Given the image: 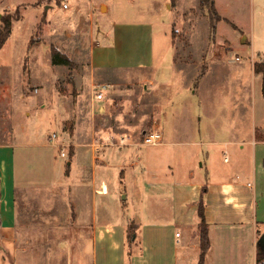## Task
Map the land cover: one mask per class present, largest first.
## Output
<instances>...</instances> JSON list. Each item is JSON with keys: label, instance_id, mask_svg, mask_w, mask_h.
I'll return each instance as SVG.
<instances>
[{"label": "crops", "instance_id": "1", "mask_svg": "<svg viewBox=\"0 0 264 264\" xmlns=\"http://www.w3.org/2000/svg\"><path fill=\"white\" fill-rule=\"evenodd\" d=\"M142 1L74 0V9L67 13L70 7L64 8L63 2L57 4L55 0H0V10H9L8 13L27 6L20 17L13 19L11 34L0 54L11 47L15 28L24 15L36 9L39 16L36 27L46 37L47 45L62 48L60 35L63 33V37L68 38L72 30L70 26L82 33L80 39L82 45L88 48L87 68L92 82L99 76L105 81L128 78L132 72L141 75L146 72L152 87L155 85L153 75L158 62L154 46L155 24L150 19H121L120 15L128 14L127 8L131 7V3ZM182 1L189 0H165L164 3L169 8L172 2H176L177 7ZM199 3L200 0H191V6L183 12H192ZM214 4L221 19L215 24L212 41L209 38L211 43L207 37L204 39L208 50L201 56L203 69L197 73L195 80L203 79L208 72V67H204L208 63V52H214L216 56L218 53L220 59L233 49V41L225 34L239 35L237 43L249 60L247 68L243 69L252 74L254 97L246 122L233 108L235 116L232 122H228L225 109L202 104V99H199L201 105L196 115L191 116L189 124L191 143L184 142L191 144V148L187 150L182 177L174 180L177 169L172 165L166 172L148 163L146 157L131 159L132 148L138 145L129 130L132 125L122 127L115 123L111 126L108 121L101 120L106 119L109 112V89L105 90L102 99L95 98L93 94L87 104L83 102L85 109L77 103L70 110L62 105L55 107L50 123L59 127L60 131L56 133L59 140L70 143L72 147L67 165L71 167L75 161L76 167L81 166V148L87 147L86 150L91 153L89 176L85 174V180L79 179L70 192L75 224L85 231L82 234L86 233L89 237L93 264H199L200 219L197 211L203 187H206L204 217L210 242L203 264H257L258 242L264 234V141L256 139V132L264 130V96L262 75L254 72L253 65L264 61V0H214ZM139 6L135 5V10L130 12L137 15L141 12L153 13L154 7L143 9ZM2 25L0 21V29ZM171 45L173 47L172 40ZM47 63L59 65L52 62V54ZM1 70L9 74L13 71L11 67ZM97 72H101L100 75ZM9 74L5 80H10ZM3 94L14 96L11 90ZM63 99L64 96L59 98L62 104ZM19 115V111H12V125H9L12 136L8 140H0V264H14L11 257L16 251L18 167L31 153L28 151L31 146L23 141L26 121ZM26 115L31 119L30 112ZM187 118L190 119L189 113ZM66 121H72L69 129L62 128ZM153 126L162 133L163 143L160 146H166L158 117ZM228 130L233 131L234 138H230ZM0 134L7 136L2 128ZM34 147L36 151L33 154L41 151L42 146ZM109 162L115 165L111 166ZM104 166L113 167L118 173L120 189H116L114 196L117 195L125 204L129 201V194L133 204L143 202L142 208L147 210L150 221H144L139 213L111 219L108 214L97 215L96 196L100 194L101 180L107 173ZM71 174L72 167L66 177ZM109 175L112 176L111 170ZM81 176L83 178L84 174ZM91 194L93 201L91 199V206L86 207ZM90 209L91 214L85 212H90ZM129 223L138 226V233L130 239L132 245L128 238ZM177 232L180 233L178 237Z\"/></svg>", "mask_w": 264, "mask_h": 264}, {"label": "rangeland", "instance_id": "2", "mask_svg": "<svg viewBox=\"0 0 264 264\" xmlns=\"http://www.w3.org/2000/svg\"><path fill=\"white\" fill-rule=\"evenodd\" d=\"M164 1L143 0L136 4L133 2L131 7L127 8L130 12L135 10V5H141L143 9L154 7L152 14L145 12L138 15L133 12L120 14L121 19H150L155 24L154 46L158 62L153 75L155 85L152 87L147 80L146 72L145 74L142 72L144 75L132 72L128 74V78H111L112 80L105 81L99 76L92 82L91 73L87 68L88 48L82 45L80 39L82 33L70 26L72 30L68 33V38H64L63 33L60 35L62 48L53 44L47 45L46 37L36 27V21L39 19L36 9L24 15L21 23L15 28L11 47L0 54V128L5 129L7 133V136L0 134V140L11 138L10 118L12 111L16 110L19 111L21 119L26 121L23 141L31 146L28 149L30 155L26 153L27 159L25 157L26 160L18 167L16 251L12 252L11 257L14 264H93L89 237L86 233L82 234L85 231L75 224L70 192V188L91 171V153L86 150L87 147L81 148L79 151L81 166L76 167L74 161L71 166L72 174L66 177L71 168L67 165L69 155L68 158L61 157L59 148L50 141V136L60 131L56 124L50 123V118L56 111L55 107L59 108L62 105L66 110H70L77 103L85 109L88 98L94 94V88L101 83H109L110 91L107 93L109 112L106 119H100L108 121L111 126L115 123L122 127L131 124L129 130L138 143L136 148H132L131 159H137L138 156L146 157L149 159L148 163L156 168L165 169L166 172L168 166L172 165L177 169L174 171V180L182 177L185 170L187 150L191 148V144L184 142L191 143L189 124L191 116L196 115L201 105L200 98L202 104L225 109L228 122H232L235 116L232 108L239 112L238 116L242 121L249 120L248 112L254 97L252 84L254 81L252 74L243 69L247 68L246 62L249 60L237 43L239 35L225 34L233 41V49L220 59L218 53L216 56L214 52H208L206 57L208 63L204 65L208 67V72L203 79L195 80L197 73L203 69V64H200L201 56L208 50L204 39L207 37L209 42L211 38L213 20L208 11L200 5L192 12L191 10L183 12L187 6H191V0L182 1L179 7H175L176 2H172L169 8ZM55 2L61 4L65 0ZM66 4L70 7L67 13L75 7L74 0H66ZM25 7L27 6L19 7L18 10L13 9L10 13L9 10H0V21L2 22V17L6 14L13 19L20 17ZM105 10L103 7L102 11ZM117 17H120L119 14ZM52 48L68 57L71 65H49L47 62L52 54ZM4 67H11L12 73L3 72L1 69ZM8 74L10 80H5ZM10 90L14 96L2 95ZM149 90L152 92H147ZM63 96L62 104L59 98ZM83 102L86 104L83 105ZM27 112L31 113V119L26 115ZM188 113L190 119L187 118ZM157 117L167 145H142L143 135L153 129ZM71 122H64L62 128L69 129ZM228 135L230 138L235 136L232 130H228ZM177 141L182 142L170 143ZM34 146H42V152L38 150L33 154L36 151ZM104 168L107 173L101 180L103 186L99 189L100 194L96 196L97 215L102 217L108 214L111 219L115 216L122 217L124 214L132 217L139 213L144 221H150L147 210L142 208L143 202L133 204L129 194V201L125 204L116 197L117 195L114 196L116 189H120L118 173L116 174L113 167ZM110 170L112 176L109 175ZM88 198L90 202H87L86 207L91 206L92 194L88 195ZM115 198L117 201H113ZM85 212L91 214L92 211L90 209V212ZM137 228L134 223L128 224L131 245L130 239L138 233ZM82 235L83 239H80Z\"/></svg>", "mask_w": 264, "mask_h": 264}, {"label": "trees", "instance_id": "3", "mask_svg": "<svg viewBox=\"0 0 264 264\" xmlns=\"http://www.w3.org/2000/svg\"><path fill=\"white\" fill-rule=\"evenodd\" d=\"M200 7L206 9L210 15V18L213 20L211 24V41L215 34V24L221 18L218 15L214 0H200ZM9 14L3 15L2 17V28L0 29V49L4 46L5 42L9 38L11 34V23L13 17H9ZM17 18V17H16ZM15 19V18H14ZM52 62L54 64H64L71 65V61L64 54H61L56 48H52ZM253 69L255 73L262 75V94L264 96V61L255 62L253 65ZM147 133V132H146ZM256 139L258 141H264V130H257ZM205 193L206 187H203L202 196L198 205V217L200 219L198 225V234H199V246H200V257L199 264H203L205 255L210 247L209 237H208V227L204 217V209H205ZM257 264H264V250L259 249L257 252Z\"/></svg>", "mask_w": 264, "mask_h": 264}, {"label": "built area", "instance_id": "4", "mask_svg": "<svg viewBox=\"0 0 264 264\" xmlns=\"http://www.w3.org/2000/svg\"><path fill=\"white\" fill-rule=\"evenodd\" d=\"M66 0L63 3V7L67 8ZM108 89L107 84H99L94 88V96L97 99H102L104 96L105 90ZM50 141L52 145L59 148L60 156L63 158H68L69 149L71 148V144L59 140V137L56 133H53L50 136ZM163 143V136L162 133L157 129L154 128L150 130L149 132L145 133L142 137V145H149V146H158ZM180 235L179 232L176 233V236L178 237Z\"/></svg>", "mask_w": 264, "mask_h": 264}, {"label": "water", "instance_id": "5", "mask_svg": "<svg viewBox=\"0 0 264 264\" xmlns=\"http://www.w3.org/2000/svg\"><path fill=\"white\" fill-rule=\"evenodd\" d=\"M0 18H1V14H0ZM258 247L259 249L264 250V234L259 239Z\"/></svg>", "mask_w": 264, "mask_h": 264}]
</instances>
